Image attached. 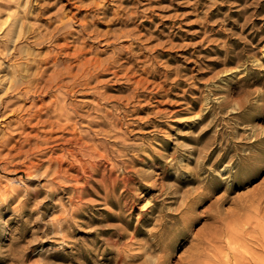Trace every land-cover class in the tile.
<instances>
[{
    "label": "rangeland",
    "instance_id": "rangeland-1",
    "mask_svg": "<svg viewBox=\"0 0 264 264\" xmlns=\"http://www.w3.org/2000/svg\"><path fill=\"white\" fill-rule=\"evenodd\" d=\"M22 15L31 32L15 44L19 26L6 31ZM83 25L89 34L76 39ZM52 35L116 57L117 77H98L116 98L106 135L93 130V88L6 90L22 67L46 77L75 61ZM0 48V140L12 136L0 145V264H264V0H0ZM57 94L77 131L103 142L108 159L96 157L90 176L75 177L69 155L66 176L54 174L53 143L41 140ZM17 139L41 149L20 155ZM28 159L39 162L30 177L15 173Z\"/></svg>",
    "mask_w": 264,
    "mask_h": 264
},
{
    "label": "bare ground",
    "instance_id": "bare-ground-1",
    "mask_svg": "<svg viewBox=\"0 0 264 264\" xmlns=\"http://www.w3.org/2000/svg\"><path fill=\"white\" fill-rule=\"evenodd\" d=\"M29 2V1H28ZM37 3V2H36ZM28 4H30V3H28ZM78 6V5H77ZM30 7V6H29ZM26 9V8H25ZM24 9V10H25ZM27 12V11H26ZM26 12H24V14H26ZM23 14V15H24ZM73 14V13H72ZM19 16L20 18L18 19V17H17V19H15L14 21H10L11 23H10V26H8L9 28H8V30L6 31V33H7V35H12V34H14V33H12V31H16V28L19 26V30H18V33H17V35H16V38L14 39L13 38V36H11V38H9V39H7L8 41H10V42H12L13 43V41L15 42V44H16V41L18 40V38H23V37H27V33L28 32H31V30L30 31H28V30H25V26H26V24H25V16ZM27 17V16H26ZM66 17V16H65ZM70 17H74V14L73 15H71ZM60 18V17H59ZM82 20V19H81ZM63 21V20H62ZM73 21V20H72ZM76 21V20H75ZM88 21V20H87ZM83 22V21H82ZM58 23H61V22H58ZM79 23V22H78ZM84 23V22H83ZM8 24V23H7ZM57 24V23H56ZM82 24V23H81ZM65 25V24H64ZM15 27V28H14ZM32 27V26H31ZM30 27V28H31ZM29 28V27H28ZM54 28V27H53ZM52 28V29H53ZM63 29H64V27H63ZM86 25H83V27L81 28V30H80V28H79V30L81 31V33H80V35H78V36H76V39H78L79 38V36H82V35H84V34H87V36H88V34H89V32H86ZM32 30H34V29H32ZM49 30H51V29H49ZM69 30V29H68ZM67 30V31H68ZM75 30H77L78 31V29H75ZM47 31H48V29H47ZM67 31H66V33H67ZM70 31V30H69ZM91 31H92V28H91ZM94 31V30H93ZM36 32H38V31H36ZM35 32V33H36ZM39 32H41L40 30H39ZM60 31L58 30V33H59ZM71 32V31H70ZM125 32V31H124ZM12 33V34H11ZM46 33V32H45ZM57 33V34H58ZM93 33V32H92ZM96 33V32H95ZM98 33V32H97ZM96 33V34H97ZM100 33V32H99ZM32 34V33H31ZM52 34V33H51ZM54 34V33H53ZM30 35V34H29ZM33 35V34H32ZM31 35V36H32ZM67 35H69V32H68V34ZM102 35V34H101ZM130 35V34H129ZM99 36V35H98ZM123 36V35H122ZM46 37V36H45ZM75 37V36H74ZM67 37L65 36V35H63V36H61V35H52V36H50V39H54V40H60V39H65V42L64 41H62V42H64L63 44H61V45H59V51L61 50V49H69V48H72V47H74V51L71 53L72 55L71 56H75V59H73V61L74 62H69L68 64H57V63H55V67H52V71L51 72H49V74L48 75H46V77H44L42 74H39V72H37L36 74H38V75H42V76H40V77H38L36 74H35V72H34V74L37 76H35V77H31V74L30 73H28L27 72V70L25 69V70H23V67H22V69H21V72L19 71V72H17L18 74H13L12 75V78L10 77V80H9V82H10V84H9V86H8V89H6L7 91L9 90V88L11 89V90H13V91H18V93L19 92H21V93H23V95H33V96H37L38 94H41V92L42 91H48V90H50V89H52V88H55L56 90L57 89H59V90H61V92L65 95V96H69V94L70 95H74V94H76L78 91H80V90H82V89H86V88H93V90H92V94L95 96V98H96V100H95V103H93V104H90V103H87V104H89V105H91V108H93L94 109V112H96V115H98L99 117H101L99 120H96L97 122H95L96 123V125H98V128H96V129H93L94 130V132L96 133V134H104V135H106V132H108V130L106 129V122L108 121V119L110 118L109 117V111H106L107 109H106V107H105V104H106V101H112V100H116V98L113 96V94L112 95H110V94H107L106 93V88L105 89H100V88H98L99 87V85L100 84H102V83H106V78H105V80H103L104 78H101V79H99L98 77L99 76H106V75H111V77H117V69L119 68H114V69H112V70H110V71H108L110 68H111V65H114V63L116 62V57H114V56H110V57H107V58H102L101 56H99L97 53L99 52L98 50V52L97 53H94V54H89L90 53V51H91V49H92V44H89L88 45V47L86 48V40H80L81 41V43L80 44H78V45H73V43L71 44L69 41H72V40H67L66 39ZM87 38V37H86ZM86 38H84V36H83V39H86ZM94 38H96L95 36H94ZM99 38H101V37H99ZM99 38H97V39H99ZM25 39H27V38H25ZM28 39H30V38H28ZM40 39V38H39ZM102 39V38H101ZM37 40V39H36ZM46 42H47V40H46ZM59 42V41H58ZM57 42V43H58ZM99 42V41H98ZM86 43V44H85ZM59 44V43H58ZM76 44V43H75ZM6 45V44H5ZM8 46V45H7ZM17 46L15 45L13 48H11V49H13L12 51H8L7 50V48H6V50H7V55L9 56L12 52H15L17 49ZM96 48H98V47H96ZM125 48V47H124ZM127 48H129V46L127 47ZM1 49V48H0ZM10 49V48H9ZM104 49V48H103ZM102 49V50H103ZM121 49V48H120ZM5 50V51H6ZM23 50H25V49H23ZM22 50V51H23ZM100 50H101V48H100ZM122 50V49H121ZM127 50V49H126ZM26 51H27V49H26ZM48 51V50H47ZM92 51H93V49H92ZM91 51V52H92ZM96 51V50H95ZM122 51H124V50H122ZM122 51L120 52V53H122ZM0 52L2 53L3 51H1L0 50ZM29 52V51H28ZM49 52V51H48ZM66 52V51H65ZM128 52H130V50H128ZM26 53V52H25ZM25 53H24V55H25ZM32 53V52H31ZM52 53V52H51ZM50 53V55H53V53L51 54ZM13 54V53H12ZM38 54V53H37ZM46 54V53H45ZM59 54V53H58ZM89 54V55H88ZM118 54V53H117ZM2 55H5V53H3ZM29 55V54H28ZM35 55V54H34ZM63 55H68V54H63ZM115 55V54H114ZM12 56V55H11ZM33 57V56H32ZM42 57V56H41ZM40 57V58H41ZM47 57H49L48 55H47ZM53 57V56H52ZM106 57V56H105ZM42 59H44V57L42 58ZM41 59V60H42ZM47 59H49V58H47ZM56 59V58H55ZM70 59H71V57H70ZM30 60H31V58H30ZM51 60V59H50ZM58 60V63H59V59H57ZM65 60V59H64ZM126 60V59H125ZM26 61H27V58H26ZM35 61H36V59H35ZM46 61H48V60H46ZM61 61V60H60ZM118 61H120V60H118ZM33 62V61H32ZM32 62H31V64H29V65H31L32 66ZM66 62V61H65ZM19 63V62H18ZM27 63V62H26ZM119 63V62H118ZM128 63V62H127ZM122 64H123V62H122ZM20 66V65H19ZM46 66V65H45ZM50 66V65H49ZM119 66H120V64H119ZM28 67V66H27ZM15 68V67H14ZM17 68V67H16ZM19 68H21V67H19ZM36 68V67H35ZM40 68V67H39ZM50 68V67H49ZM130 68V67H129ZM45 69H47V67H45ZM16 70V69H15ZM14 72V71H13ZM139 74V73H138ZM110 77V78H111ZM111 80V79H110ZM109 81V80H108ZM93 82H95V83H93ZM137 82H139V81H137ZM142 82V81H141ZM106 86V85H105ZM104 87V86H103ZM5 90V91H6ZM91 90V89H90ZM4 91V92H5ZM13 91H11V92H13ZM82 92H85V91H82ZM87 92V91H86ZM6 93V92H5ZM58 93V92H57ZM81 93V92H80ZM88 93H90V92H88ZM9 94H10V92H9ZM83 94V93H82ZM133 94V93H132ZM19 95V94H18ZM22 95V94H21ZM22 95V96H23ZM21 96V97H22ZM45 96V95H44ZM120 96H122V95H120ZM126 96V95H125ZM30 97V96H29ZM38 97V96H37ZM37 97H36V99H37ZM41 97V96H40ZM39 97V98H40ZM124 97V96H123ZM60 98V96L57 94L53 99H52V104L55 106V109H57L58 110V116L55 118V119H51L50 117H51V115H50V119H46L45 121L47 122V124H49L50 125V129H47L48 130V132H49V134L48 135H44L43 137H42V139L43 140H41L44 144H50V142H52L53 144L52 145H47V146H50V150H51V155H50V157H49V159H50V161H53V159L55 160V162H56V160L59 162V165H58V167H56V166H53V167H55V171H54V174H55V176L57 177V176H60V177H65L66 176V169L63 167V162H64V155L65 156H71V158H72V162H74L73 163V166L74 167H77V169H76V175H75V177H79V176H81V175H83V177L84 176H90V172H93V169L95 168V162H94V159L97 157V158H100V159H104V160H106V157H107V155H106V150H105V148L104 149H101L100 147H102L103 148V146H102V143H100V142H97V143H94V142H91V141H89V140H87V139H85V135H83V132H82V134L79 132V131H77V121L76 120H73V117H75V116H72V114L69 112V107L71 108V106H68L67 104H66V102H60V100L61 99H59ZM68 98V97H67ZM131 98V97H130ZM151 98V97H150ZM31 99V98H30ZM41 99V98H40ZM65 99H66V97H65ZM93 99V98H92ZM127 99V98H126ZM42 100V99H41ZM118 100V99H117ZM120 100V99H119ZM118 100V101H119ZM62 101H63V99H62ZM125 101V100H124ZM132 101H133V98H132ZM7 102V101H6ZM31 102V101H30ZM36 102V101H35ZM90 102V101H89ZM104 103V104H103ZM30 104H32V102L30 103ZM35 104V103H34ZM114 104V103H113ZM113 104H111V106L113 105ZM123 104V103H122ZM147 104V103H146ZM150 104V103H149ZM9 105V104H8ZM40 105V104H39ZM41 105H44V104H41ZM51 105V104H50ZM130 105V104H129ZM10 106V105H9ZM21 106H24V105H21ZM34 106V105H33ZM38 106V105H37ZM36 106V107H37ZM46 106V105H45ZM44 106V107H45ZM48 106V105H47ZM125 106H127V105H125ZM4 107V106H3ZM8 107V106H7ZM26 107V106H25ZM24 107V108H25ZM35 107V108H36ZM49 107H51V106H49ZM57 107V108H56ZM28 108V107H27ZM77 108L78 107H72V111H74L75 112V114L76 115H80V114H78V111H77ZM115 108V107H114ZM113 108V109H114ZM14 109V108H13ZM16 109V108H15ZM48 109V108H47ZM51 109V108H50ZM79 109V108H78ZM24 110V109H23ZM26 110V109H25ZM34 110H37V109H34ZM39 110V109H38ZM57 110H56V112H57ZM109 110V109H108ZM134 110V109H133ZM15 110H13V112H14ZM27 111V110H26ZM26 111H25V113H26ZM40 111V110H39ZM120 111V110H119ZM12 112V111H11ZM34 112H38V111H34ZM53 112H55V111H53ZM73 112V113H74ZM94 112H92V113H94ZM24 113V112H23ZM28 113H29V111H28ZM28 113H26V114H28ZM39 113V112H38ZM80 113V112H79ZM91 113V114H92ZM34 114V113H33ZM53 114V113H52ZM86 115V114H85ZM30 116V115H29ZM49 116V115H48ZM48 116H47V118H48ZM54 116V115H53ZM91 116V115H90ZM19 117H21V116H19ZM31 117H32V114H31ZM31 117H28V121H27V123L28 122H30V119L29 118H31ZM81 118L83 117V115H81L80 116ZM25 118V117H24ZM87 118V117H86ZM113 118V117H112ZM62 119H63V121H62ZM22 120V119H21ZM88 120V119H87ZM92 120V119H91ZM18 121V120H17ZM88 121H90V120H88ZM112 121H114V120H112ZM118 121V120H117ZM23 122V121H22ZM26 122V121H25ZM91 122V121H90ZM26 123V124H27ZM36 123H37V121H36ZM44 123V122H43ZM81 123V122H80ZM87 123H89V122H87ZM19 124V123H18ZM33 124H35V122L33 123ZM130 124V123H129ZM20 125H21V123H20ZM28 125V124H27ZM41 126H42V124H40ZM48 125V126H49ZM86 125V124H85ZM111 125V124H110ZM116 125H117V123H116ZM23 126V125H22ZM31 126H33V125H31ZM79 126V125H78ZM89 126V125H88ZM112 126V125H111ZM15 127V126H14ZM20 127V126H19ZM55 127H57V129H60L59 131H62L63 133H56V131H58ZM69 127V128H68ZM110 127V126H109ZM117 127V126H116ZM115 127V128H116ZM54 128H55V130H54ZM93 128V127H92ZM89 129V128H88ZM118 129V128H117ZM24 130H25V128H24ZM23 130V131H24ZM34 130V129H33ZM90 130V129H89ZM17 131V130H16ZM31 131V130H30ZM40 131V130H39ZM113 131H115V130H113ZM9 132L10 131H7V135L9 134ZM20 132V131H19ZM27 132V131H26ZM26 132H25V134H26ZM37 132V131H36ZM47 132V131H46ZM45 132V133H46ZM67 133L68 135H66V134H64V133ZM11 133H12V131H11ZM11 133L9 134V135H11ZM18 133V132H17ZM33 133H35V132H33ZM44 133V132H43ZM94 133V134H95ZM109 133V132H108ZM116 133H117V131H116ZM29 134H30V132H29ZM42 134V133H41ZM40 134V135H41ZM93 134V133H92ZM111 134V133H110ZM114 134V133H113ZM4 135V134H3ZM3 135H1L2 137H3ZM5 135H6V133H5ZM5 135H4V137H5ZM12 135H15V134H12ZM21 135L23 136V134L21 133ZM28 135V134H27ZM31 135V134H30ZM29 135V136H30ZM33 135V134H32ZM115 135V134H114ZM113 135V136H114ZM19 136H20V134H19ZM34 136L35 137H39L38 136V134L37 133H35L34 134ZM97 137V136H96ZM102 137V136H101ZM21 138V137H20ZM24 138H25V136H24ZM26 138H30V137H27L26 136ZM33 138V137H32ZM40 138V137H39ZM90 138V137H89ZM1 139V138H0ZM10 139H12V136H6L5 138H4V140H0V145L1 146H3L4 147V149L6 148L4 145L6 144V142H8ZM99 139V138H98ZM101 139V138H100ZM20 139H17V140H15V142L13 143V144H11V145H13L12 146V148L13 147H15L17 144H18V153H20V155L22 154V153H25L26 155H28V154H30V152L32 153L31 155H33L34 156V154H33V152L32 151H37V150H39V149H41V145L39 144V142H36V143H34L35 145H34V147H32L31 146V144H30V146L32 147V148H29V149H24L23 148V144H22V142L21 141H24L23 139L21 140V141H19ZM30 140H31V138H30ZM36 139H33V141H35ZM27 141V140H26ZM25 141V142H26ZM39 141V140H38ZM42 142H41V144H42ZM105 142V141H104ZM28 143V142H27ZM65 145H71V147L70 148H67ZM7 146V145H6ZM44 146V145H43ZM65 146V147H64ZM10 147V146H9ZM54 147H55V149L56 148H59L60 150H62L63 151V153H61V154H58L57 153V155H52V152H55L54 151ZM11 148V147H10ZM43 148V147H42ZM47 148V147H46ZM0 149H1V147H0ZM8 152V151H7ZM16 153V152H15ZM39 154H40V152H38ZM37 153V154H38ZM10 154H11V151H10ZM45 154V153H44ZM110 154H112V153H110ZM4 155H9V153H5ZM4 155H3V158H4ZM12 155V154H11ZM19 155V156H20ZM16 156H17V154H16ZM32 156V157H33ZM0 157H2L1 156V152H0ZM29 157H31L30 155H29ZM26 158V157H25ZM25 158H24V160H25ZM34 158V157H33ZM37 158V157H36ZM9 159V158H8ZM12 159V158H11ZM38 159V158H37ZM45 159H47V158H45ZM44 159V160H45ZM107 159H108V157H107ZM110 159V158H109ZM22 160V159H21ZM70 160V159H69ZM98 160V159H97ZM96 160V161H97ZM5 161V160H4ZM45 161H47V160H45ZM1 162V161H0ZM11 162V161H10ZM69 162V161H68ZM98 162V161H97ZM110 162V161H109ZM39 163V162H38ZM38 163H35V162H33L32 160H29L28 159V162H27V160L26 161H22V167L21 168H15L14 169V171H15V173H24V172H26V174H28V177H30L29 175L30 174H32V172H33V170L35 169V167H37V165H38ZM111 163V162H110ZM21 164V163H20ZM41 164V163H40ZM49 164H51V163H49ZM17 165V164H16ZM48 165V164H47ZM72 165V164H71ZM7 166V165H6ZM105 166V165H104ZM16 167V166H15ZM47 167H49V166H47ZM4 168V167H3ZM36 170H37V168H36ZM50 170V169H49ZM48 170V171H49ZM39 171V170H38ZM69 171V170H68ZM45 172V171H44ZM106 172V171H105ZM35 174V173H34ZM71 174V173H70ZM69 175V174H68ZM103 175V174H102ZM105 175V174H104ZM103 175V176H104ZM32 176V175H31ZM71 176H73V175H71ZM111 176V175H110ZM77 177V178H78ZM20 178V177H19ZM22 178V177H21ZM100 178V177H99ZM114 178V177H113ZM75 179V178H74ZM79 179V178H78ZM81 179H82V177H81ZM95 179V178H94ZM101 179V178H100ZM99 179V180H100ZM18 180V179H17ZM53 180V179H52ZM98 180V181H99ZM54 181V180H53ZM64 181H66V180H64ZM78 181V180H77ZM105 178L103 177L102 179H101V182L102 183H105ZM52 183V182H51ZM75 183V182H74ZM78 184H80V183H78ZM51 185V184H50ZM75 185V184H74ZM77 186H79V185H77ZM81 187H82V185H80ZM84 186V185H83ZM1 187V186H0ZM5 188V187H4ZM15 190V189H14ZM7 191V190H6ZM107 191V190H106ZM14 193V192H13ZM16 193V192H15ZM77 194V193H76ZM13 195V194H12ZM72 195V194H71ZM74 196V195H73ZM78 197V196H77ZM79 198V197H78ZM79 200V199H78ZM81 200V199H80ZM84 201V200H83ZM74 206V205H73ZM79 206V205H78ZM72 210H73V208H72ZM75 213H76V211H75ZM72 214V213H71ZM70 214V215H71ZM72 216V215H71ZM64 217V216H63ZM58 219V218H57ZM64 220V219H63ZM65 222V221H64ZM56 223H58V222H56ZM59 224V223H58ZM57 224V225H58ZM62 224V223H61ZM59 226V225H58ZM63 233V232H62ZM64 235V234H63ZM124 234L123 233H121V236H123ZM64 239V238H63ZM121 258V257H120ZM158 258V257H157ZM150 259V258H149ZM148 259V260H149ZM159 259V258H158ZM158 259H157V261H158ZM161 259V258H160ZM147 260V261H148ZM156 260V259H155ZM150 261V260H149ZM152 261V260H151ZM146 263V262H145ZM147 263H150V262H147ZM153 263V262H152ZM116 264V263H115ZM121 264H123V263H121ZM142 264H144V262L142 263ZM156 264H161V261H160V263H156Z\"/></svg>",
    "mask_w": 264,
    "mask_h": 264
}]
</instances>
